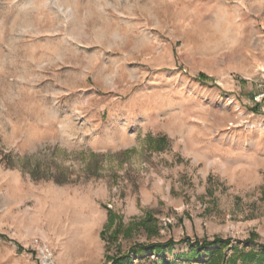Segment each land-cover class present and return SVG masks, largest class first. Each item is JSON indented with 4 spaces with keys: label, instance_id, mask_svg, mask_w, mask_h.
Returning a JSON list of instances; mask_svg holds the SVG:
<instances>
[{
    "label": "rangeland",
    "instance_id": "374dc122",
    "mask_svg": "<svg viewBox=\"0 0 264 264\" xmlns=\"http://www.w3.org/2000/svg\"><path fill=\"white\" fill-rule=\"evenodd\" d=\"M262 86L264 0H0V264L260 253Z\"/></svg>",
    "mask_w": 264,
    "mask_h": 264
},
{
    "label": "trees",
    "instance_id": "16d2710c",
    "mask_svg": "<svg viewBox=\"0 0 264 264\" xmlns=\"http://www.w3.org/2000/svg\"><path fill=\"white\" fill-rule=\"evenodd\" d=\"M229 240L222 241L220 239L215 238L213 241L208 242H196L194 247L195 249H198L199 251H209V248L212 247H219V249L215 252V254L211 253V257L209 261L206 264H237L238 259L241 258L243 261V264H250L252 262H260L262 259H264V246H258L261 250L260 253H253L250 251L249 253L241 252V249L239 247L233 248V253L231 256L227 257L224 253V250L230 246ZM254 238H250L246 243L251 244L252 246H255ZM160 247H152L149 248L151 250H156ZM145 251L144 247H139L137 250L134 251L135 255L143 254ZM200 253L195 254L194 250L192 251L191 256L192 258H197ZM124 262L130 263V257H121L118 259H114L113 264H124Z\"/></svg>",
    "mask_w": 264,
    "mask_h": 264
},
{
    "label": "built area",
    "instance_id": "2783aa9c",
    "mask_svg": "<svg viewBox=\"0 0 264 264\" xmlns=\"http://www.w3.org/2000/svg\"><path fill=\"white\" fill-rule=\"evenodd\" d=\"M254 103L256 105L264 104V86H262L260 92L255 95Z\"/></svg>",
    "mask_w": 264,
    "mask_h": 264
}]
</instances>
